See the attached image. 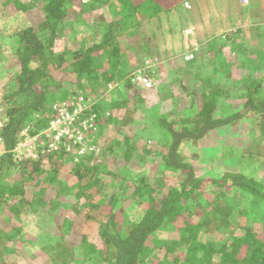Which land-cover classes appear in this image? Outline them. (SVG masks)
Returning <instances> with one entry per match:
<instances>
[{
	"label": "trees",
	"instance_id": "obj_1",
	"mask_svg": "<svg viewBox=\"0 0 264 264\" xmlns=\"http://www.w3.org/2000/svg\"><path fill=\"white\" fill-rule=\"evenodd\" d=\"M37 1L38 7L35 2L0 0V13L6 18L7 8L20 14L38 8L42 13L37 24L0 34V53L7 56L1 62L14 69L6 90L0 89V108L7 116L0 138L8 151L13 149L25 127L32 134L40 131L56 117L52 106L80 95L91 104L82 118L96 115L90 134L99 152H87L72 161L67 173L62 171L63 152H45L35 161L23 162H14L10 153L5 154L0 160V214L14 223L12 218L26 205L56 214L53 207L58 208L64 195L86 199L83 219L98 225L95 241L81 236L73 248L67 245L66 235L76 233H70L73 221L66 218L56 225L58 240L43 247L48 264H264V60H259L264 57V45L261 51L253 49L247 54L253 58L239 53L230 58L236 62L242 56L234 70L244 73L242 79H232L233 69L219 73L227 85L187 65L184 72L202 90L201 95L193 96L191 108L176 111L175 93L159 94L158 102L146 109L139 133L128 135L125 129L135 120L133 112L146 104L149 95L137 90L128 78L130 73L124 71L129 47L122 40L138 42L137 53L146 55L142 67L150 58L153 40L145 35L144 22L168 14L185 0ZM108 5L115 16L110 20L103 15ZM68 23L73 26L67 28ZM78 26H89L94 41L86 46L79 38L78 47L72 48L64 36L76 37ZM262 38L264 41L257 33L254 36L258 42ZM187 52L194 59L199 48ZM248 70L257 77L247 75ZM117 82L122 89L111 94L108 88ZM189 83L185 80L183 90ZM234 88L243 92L241 98H234L230 91ZM105 104L111 110L107 115L99 111ZM106 124L116 126L111 137L103 132ZM236 127L247 130L249 144L239 152L231 144L225 146L222 156H236L238 168L197 175L183 149L198 145L218 129ZM140 132L154 136L144 138ZM152 138H159L161 144ZM39 149H47L44 140ZM134 160L143 171L131 178ZM146 162L156 166L144 165ZM155 171L165 177L168 173L180 175V185L162 197L154 196L150 176ZM17 172L21 173L20 183L12 179ZM104 173L115 184L113 192L103 198ZM131 182L134 189L128 194ZM27 188L33 190L32 201L24 197ZM50 190L57 199L48 198ZM204 194L210 197L204 199ZM134 199L142 207L137 220L126 212V205ZM4 237L0 230V264H15L4 259L10 252Z\"/></svg>",
	"mask_w": 264,
	"mask_h": 264
},
{
	"label": "rangeland",
	"instance_id": "obj_2",
	"mask_svg": "<svg viewBox=\"0 0 264 264\" xmlns=\"http://www.w3.org/2000/svg\"><path fill=\"white\" fill-rule=\"evenodd\" d=\"M20 1L22 3L31 4L35 2L34 6L36 7L39 5L37 0ZM239 1L240 5H242L241 7L238 6V0H195L194 3L192 2L195 11L187 13L181 7H184V3H188L189 8L191 9V1L188 2V0H185L180 5L178 4L179 6L177 5L174 8H179V10L175 12V15L171 17V20L164 21L163 24H165V28L162 26L161 22L160 25H154L152 20L144 23L142 28L146 29L150 36L152 35L155 37L150 45V54L148 56L150 58L147 61L150 59L152 61L157 60L159 67L158 69L155 67L153 72H151L150 78L152 81V88L149 90H142L140 87H137V90H140L141 92L146 91L149 96L146 98V104L142 105L139 111L137 110L133 112L135 120L131 126L125 129L128 135L139 133V130L142 129L143 116L148 114L146 109L153 107L158 102L157 99H159L161 94L166 95L167 93H175L174 98L178 103L176 111L181 110L182 108H191L192 98H194L193 96L201 95L202 90L200 85H194L192 77L184 72L187 65L191 66L192 69L194 68L195 71L202 73L204 76L210 78L213 77L217 81L220 80L219 82L222 83V85H227L223 71L227 72L230 69H233L232 79H235V77L242 79L244 72H237L234 70L237 67L236 62L243 60L242 56L237 59L236 62H232L230 58H234L236 53L247 56V54L253 49H259V51L263 49V38L258 42L257 39H254V36L256 33L264 36V7L262 5L251 4L252 1L254 3L255 0H247V3H243V0ZM243 6H245V8H243ZM197 8L198 11L196 12ZM215 13L219 15L218 20L214 17ZM6 14H8V18L2 16L0 13V34L4 36L13 33L15 29L24 28L30 24H37L42 19V13L38 8L25 11L23 14H20L19 11H14V9L7 8ZM74 14L77 15L76 13ZM103 15L104 18H107L108 20L115 17L113 9L109 5L104 8ZM209 16H212V18H208ZM186 23H190L192 26H189ZM185 24L192 28V36H186L185 34L184 36L183 34L181 35V31L183 30L182 27H184ZM72 26L73 24L68 23L66 27L69 28ZM75 30L79 31L78 35L76 34V37L73 35L64 36L72 48L78 47L77 43L79 38H82V40L84 39L83 43L86 46L90 45L91 41H94L89 26L88 28L86 26H78ZM182 33L184 32L182 31ZM122 41L125 47H129L126 51L127 57L124 71L126 73L129 72L130 74H128L130 76L135 71L144 67V65L140 67V64L146 59V55L143 53L139 56V53H137L135 44L138 45V42H132L131 40L127 41L126 38H123ZM60 43L63 45L62 41H60ZM259 46L261 47L259 48ZM189 48H199V52L194 59H191L192 61L188 60L190 61V64H187L189 62H186L184 56L188 53L187 49ZM228 56L229 58L227 59ZM247 57L253 58L249 55ZM6 58L7 56L1 52L0 89L4 90H6L8 83L14 75V69L6 68L8 62L5 61V66H3V62H1ZM221 60H224L225 63L222 64ZM259 60H264V57ZM249 74H251L253 78L257 77V73L254 74L248 70L247 75ZM185 80H188V83H190L187 88L183 90V83ZM68 82L69 81L64 82L65 87H68ZM115 84L116 86H112L111 94H115L118 88H121L120 82ZM230 91L235 94L234 98H241L243 95L242 91H237L235 88ZM109 94L110 93L106 96V101L108 103L110 102L111 96ZM100 102L101 101H99V103ZM169 102L170 101L167 100L166 104L168 105ZM99 111L104 115L111 113V110L106 104L103 105ZM115 127L114 124H106L103 128V132L106 133L108 137H111L114 133ZM246 131L247 130L243 127L218 129L198 145L185 147L183 149V154L186 158H189L190 164L195 169L197 175L209 176L218 175L226 171H233L238 168L236 163L237 158L231 154H226L227 156L223 157L222 153L224 154L225 152H222V148L231 144L236 147V152H239L238 150L240 149L245 150L249 144V137L246 135ZM140 136L151 138L154 135L148 132H140ZM151 140H154V142L159 145L161 144L159 138H152ZM139 143H142V141ZM139 143L137 145L138 147L141 146ZM236 152H234V154ZM194 155H197L198 157L195 158ZM152 158L153 156L149 159ZM62 160V171L67 173L68 170L71 169V164L73 162L64 157ZM153 162H146L144 165H149V167L151 165L154 167L156 166V163ZM50 167H52V165ZM142 167L143 166H140V164L134 160V164L131 166V178L137 177L138 175L136 174L143 171ZM49 171L50 169H47L46 173H49ZM102 176L103 178H107V184L105 186L103 184L100 185V187H102L100 188V193L104 198L113 192L115 181L112 182V179L109 176H106L105 173L102 174ZM179 176L180 175L174 176L171 175V173H168V176L165 177L158 172L151 175V187L155 189L154 196L162 197L170 190L180 185ZM12 179L15 183H20L21 173H15L12 176ZM130 181H132V179ZM129 187L130 190L128 194L134 189L133 182L129 184ZM32 191L33 190L30 188L26 189L24 197L27 201H32L34 199ZM53 197L54 199H57L56 194L50 190L48 198L51 200ZM203 197L206 199L210 196L204 194ZM136 198L139 199L140 197L136 196ZM58 201L60 203L58 208L53 207L54 211L55 209L58 210L56 214L48 212V214H45L43 210H32L30 205L23 207L20 214L12 218L14 223H10L7 216L5 217L3 214H0V230L5 234V246L10 248V252L4 256L5 261H10L15 264H48L49 256L43 251V247L58 240V237L55 236V233L57 232L56 225L58 222L63 221L66 218L73 221V228L70 233L72 231L76 233V236L74 237L72 235H66L65 241L67 245L72 246L73 248L80 242L79 238H81V236H85L89 241H95L98 225L95 222H86L83 219V212L86 209V199L83 196L66 194ZM141 208L142 207H139L137 201L134 199L131 203L126 205L127 216L133 220H137L141 215ZM119 218L121 219L120 216ZM77 234L79 235L77 236ZM170 235L175 238L174 234ZM93 264L100 263L94 262Z\"/></svg>",
	"mask_w": 264,
	"mask_h": 264
},
{
	"label": "built area",
	"instance_id": "obj_3",
	"mask_svg": "<svg viewBox=\"0 0 264 264\" xmlns=\"http://www.w3.org/2000/svg\"><path fill=\"white\" fill-rule=\"evenodd\" d=\"M242 2L247 3V0ZM184 7L189 8L188 3H184ZM192 33L191 27H186L184 30L186 36H191ZM184 58L190 60L193 55L187 53ZM157 66H159L158 61L149 60L143 68L135 71L128 78L134 86L140 87L142 90H149L152 88L150 75ZM112 86L114 87L116 84H111L108 89L111 90ZM90 106L91 104L80 95L70 101L55 104L52 108L56 117L34 134L29 131L28 127H25L20 132V140L13 149L8 151L0 138V160L9 153L14 162H23L35 161L45 152L60 154L63 152L70 160L77 162L87 152L98 154L99 147L93 144L90 134L94 127L96 115L94 113L92 115L87 114L86 118H82ZM6 120L7 116L0 108V130L3 129ZM41 140L45 141L47 149L40 151L39 143Z\"/></svg>",
	"mask_w": 264,
	"mask_h": 264
},
{
	"label": "crops",
	"instance_id": "obj_4",
	"mask_svg": "<svg viewBox=\"0 0 264 264\" xmlns=\"http://www.w3.org/2000/svg\"><path fill=\"white\" fill-rule=\"evenodd\" d=\"M191 1V2H190ZM194 1L195 0H188V2H190L191 3V9L190 8H188V9H186L185 7H181L182 9H184V11H186L187 13L188 12H194L195 11V7H194V5H192L193 3H194ZM214 1V0H213ZM193 2V3H192ZM258 3H262L261 5L264 7V0H257V1H255L254 3H253V1H252V3L251 4H256V5H259ZM260 5V6H261ZM179 6V5H178ZM238 6L239 7H241L242 5H240V1L238 0ZM201 8V7H200ZM243 8H245V6H243ZM177 10H179V8H177V9H173L172 11H170L168 14H161L158 18H154V19H151L153 22H154V25H160V22H161V24H162V26L165 28V24H163L164 23V21H169V20H171V17H173L174 15H175V12L177 11ZM198 11V8H197V10H196V12ZM200 16H202V15H200ZM205 16V15H204ZM214 17L218 20L219 19V15L217 14V13H215V15H214ZM208 18H212V16H209ZM207 18V19H208ZM203 20V19H202ZM147 21H149V20H147ZM146 21V22H147ZM145 23V22H144ZM187 24V23H186ZM186 24H185V26L184 27H182V31L184 32V30L186 29V27H188V26H186ZM187 25H189V26H192V24H187ZM143 26H144V24H143ZM144 31H145V35L146 36H150L149 34H148V32L146 31V29H144V28H142ZM182 31H181V35L183 34V36H184V33H182ZM167 33V32H166ZM163 35H166V34H163ZM152 36V35H151ZM192 36V35H191ZM153 37V36H152ZM186 37V36H185ZM155 39V37H153V40ZM189 39V38H188ZM152 40V41H153ZM192 40V39H191ZM154 61H157V60H154ZM158 67L159 66H157L156 68L158 69Z\"/></svg>",
	"mask_w": 264,
	"mask_h": 264
}]
</instances>
